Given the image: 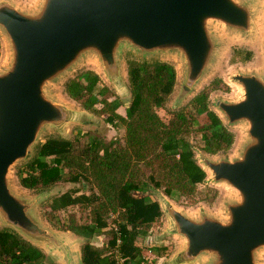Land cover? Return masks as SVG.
I'll use <instances>...</instances> for the list:
<instances>
[{
	"label": "water",
	"instance_id": "water-1",
	"mask_svg": "<svg viewBox=\"0 0 264 264\" xmlns=\"http://www.w3.org/2000/svg\"><path fill=\"white\" fill-rule=\"evenodd\" d=\"M213 21L249 33L256 8L242 0H37L25 6L0 0V230L14 231L62 264H84L69 233L48 226L38 213L48 189L28 196L11 179L14 166L33 159L46 131L65 134L73 123H89L88 110L56 100L52 83L86 57L117 83L123 79L125 51L144 57L170 53L184 64L179 93L184 100L212 64ZM232 80L241 86V98L217 99L215 106L229 126L245 127L244 141L233 158L195 149V159L209 180L227 186L234 196L224 202V214L202 211L195 217L160 195L157 202L170 220L168 233L180 239L169 264H260L264 71L236 73Z\"/></svg>",
	"mask_w": 264,
	"mask_h": 264
},
{
	"label": "trees",
	"instance_id": "trees-1",
	"mask_svg": "<svg viewBox=\"0 0 264 264\" xmlns=\"http://www.w3.org/2000/svg\"><path fill=\"white\" fill-rule=\"evenodd\" d=\"M251 58L250 51L238 50L233 61ZM127 73L132 101L125 116L117 112L121 102L110 100L109 88L95 71L84 70L65 84L68 97L124 129V143L90 137L87 145L76 147L72 140L50 137L38 147L33 159L18 170L21 185L30 190L49 189L62 181L80 179L97 190L95 198L66 192L56 199L59 208H53L48 219L59 229L100 235L107 228V215H118L110 247L98 248L88 240L82 250L84 264H156L157 261L150 263L145 258V240L163 213L157 201L137 193L154 186L170 198L191 199L200 194L198 201L211 202L216 195L213 189L198 192L207 173L197 163L195 149L217 155L227 152L235 141L234 133L209 107L210 92L219 89L221 81L201 90L185 107L168 112L164 118L159 109H165L174 91V66L165 61L130 60ZM202 116L206 117L205 123L201 122ZM193 139L200 142L194 143ZM77 204L90 209V225L77 224L66 211L57 213V209ZM161 249L152 248L155 258L162 257ZM45 258L41 249L14 231L0 230V264H46Z\"/></svg>",
	"mask_w": 264,
	"mask_h": 264
},
{
	"label": "rangeland",
	"instance_id": "rangeland-1",
	"mask_svg": "<svg viewBox=\"0 0 264 264\" xmlns=\"http://www.w3.org/2000/svg\"><path fill=\"white\" fill-rule=\"evenodd\" d=\"M20 5H34L37 0H16ZM247 1L252 6L256 8V21L253 24V28L249 33H239L230 30L225 25L221 24L219 21H213L211 30L213 34V39L216 44V49L214 51V58L210 69L204 74L202 79L193 88V92L187 96L184 100H179V93L181 90V85L184 81L185 70L183 61L178 55L158 53L152 56H138L136 53L131 51H125L123 53V79L121 82H112L102 70L101 66L93 57L84 58L81 63L75 66L66 75L59 78L52 83L50 89L52 95L56 100L62 102L66 106L75 109L76 111H82L84 108L81 103L69 98L65 93V84L71 79L76 77L80 72L84 70H93L101 78L102 84L109 88L111 92L110 100H119L121 105L118 107L117 112L123 116L126 115V109L130 106L132 101L131 89L129 86L127 68L128 62L130 60L138 61H166L171 63L177 74V80L174 88V92L169 97L165 104V109H159L160 115L164 118L168 117V112L178 111L185 107L189 101L206 87L212 88L214 82L221 81L219 89L212 90L209 96V107L214 110L223 120V123L229 130L234 133L235 141L233 146L225 152V154L220 153V155H215L213 157L218 158L219 156H226L227 158H233L237 155L243 141L245 138V127L241 124L235 126H229L225 117L216 108L215 101L217 99H222L225 101H237L242 96L241 86L232 80V76L240 72H263L264 71V0H242ZM259 4V5H258ZM258 6V9H257ZM250 51L252 53V58L249 61L237 60L233 61V56L236 51ZM1 64V63H0ZM88 121L89 123H73L66 129V133H59L57 131H46L41 137V143L46 141L50 137L62 138L66 135L69 140H72L76 147H83L88 144L90 137H98L106 142L111 140H120L124 143L125 130L108 123L105 117L99 116L96 113L88 111ZM86 120V118H85ZM206 117L202 116L201 122L205 123ZM64 131V132H65ZM194 143H199V140L193 139ZM197 151L201 153L200 148H196ZM27 162L21 161L16 166L13 167L11 171V179L14 182L16 188L28 196H36L41 190H30L23 187L18 179V170L23 169ZM210 177V176H209ZM209 177L203 184L198 187V192L204 191L207 188L213 189L216 195L211 202L207 200H199V196L193 197L191 199L186 198H167L173 203V205L182 209L183 211L198 217L202 211L224 214V202L234 196L233 191L225 185L213 183L209 180ZM46 199L42 202L38 208V213L40 217L47 223L48 226L56 228L62 232L69 233L72 241L78 250H83V246L90 241V243L98 248H108L110 247V242L113 238L112 229H116L118 222V215L115 213H109L107 215L106 223L107 228L104 229V233L100 235H92L89 232H85L84 235L77 234L74 231L62 230L54 226L48 219V214L52 212V209L59 208L56 204V199L68 192L72 196H81L95 198L97 196V190L93 188L84 179H80L77 182L73 181H62L54 186L50 187L47 191ZM165 194L161 189H154V186L146 192L137 193L138 196L146 197L149 200L159 201L160 195ZM86 203V202H85ZM84 203V204H85ZM84 204H77L69 206L66 209H57L59 214L68 213L73 215L77 224L82 226H87L91 224V212L89 208H84ZM66 211V212H64ZM64 216H62L63 218ZM170 229V220L165 214L156 221L152 227L149 229L148 236L145 240V245L147 249L145 250V256L147 260L151 263L154 260L157 261L156 264H169L170 259L176 254L180 247V239L177 236H173L168 233ZM161 246L163 247L162 255L160 258H155L156 253L152 251L153 247ZM151 250V251H150ZM46 253V252H45ZM45 258L46 264H62L59 262V258L51 253H46ZM258 261L260 264H264V249L260 250L258 253ZM201 264V263H196Z\"/></svg>",
	"mask_w": 264,
	"mask_h": 264
},
{
	"label": "crops",
	"instance_id": "crops-1",
	"mask_svg": "<svg viewBox=\"0 0 264 264\" xmlns=\"http://www.w3.org/2000/svg\"><path fill=\"white\" fill-rule=\"evenodd\" d=\"M3 56V49H2V46L0 47V59L2 58Z\"/></svg>",
	"mask_w": 264,
	"mask_h": 264
},
{
	"label": "built area",
	"instance_id": "built-area-1",
	"mask_svg": "<svg viewBox=\"0 0 264 264\" xmlns=\"http://www.w3.org/2000/svg\"><path fill=\"white\" fill-rule=\"evenodd\" d=\"M151 251V250H150ZM145 258H146V256H145ZM146 260H147V258H146ZM148 261V260H147ZM149 262V261H148Z\"/></svg>",
	"mask_w": 264,
	"mask_h": 264
}]
</instances>
